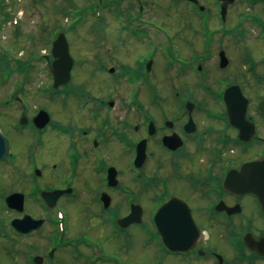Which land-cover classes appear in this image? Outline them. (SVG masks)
<instances>
[{
    "label": "flooded vegetation",
    "instance_id": "obj_1",
    "mask_svg": "<svg viewBox=\"0 0 264 264\" xmlns=\"http://www.w3.org/2000/svg\"><path fill=\"white\" fill-rule=\"evenodd\" d=\"M80 1L78 19L96 21L89 34L99 43L74 45L76 30L65 27L67 85L53 88L57 28L46 50L7 54L4 67L0 126L11 155L1 166L18 175L28 163L27 194L43 214L27 213L45 220L29 235L9 228L18 244L49 242L21 246L22 264H122L121 241L133 244L139 230L141 248L162 252L157 264L172 255L181 264H264V0ZM180 5L181 24L170 27L163 13ZM42 110L44 127L33 123ZM54 191L62 194L51 212L37 197ZM174 198L198 230L181 254L162 246L154 222ZM131 213L140 222L122 228Z\"/></svg>",
    "mask_w": 264,
    "mask_h": 264
},
{
    "label": "rangeland",
    "instance_id": "obj_2",
    "mask_svg": "<svg viewBox=\"0 0 264 264\" xmlns=\"http://www.w3.org/2000/svg\"><path fill=\"white\" fill-rule=\"evenodd\" d=\"M167 1L169 2V0ZM73 2L74 9L72 10V13L74 12V14L72 15V18L68 16V18H70L68 23H66V7L69 8V4L66 0H5L2 4L0 3V10L2 9V14L0 12V101L5 100V98L3 99V91L5 88L2 86V80L7 74L6 70H4V67L6 66L7 54L12 55V58L14 59L13 55L23 51V49L25 50L24 55L26 56V51H29L30 49L34 50L33 53H36L43 48H47L45 39L47 38L48 34H53L56 31L55 28H59L62 25L65 27L71 26L76 30L73 33L74 35L72 38V41L75 42L74 45L76 43L90 44L91 41L93 43H99L98 39H92L93 36H90L89 34L93 28V25L96 24V21L90 18L88 23L83 25L85 16L82 20L78 19L79 17L82 18L80 14H83V10L81 8L83 3L80 0H73ZM5 11L8 14V18L9 13L13 15V18H19L18 28H15V25L18 24H14L13 20L12 22L7 20V23H5ZM177 12L181 13V5L178 8L172 7L171 11L168 13H163L167 16V18L164 20L168 22L170 27L175 28L177 24H181V22H179V19H181V14L177 15ZM14 29H19L20 32L18 34H14ZM107 33L108 31L106 34ZM29 37H31V41L28 40ZM30 83L31 88L30 85L28 87L30 89V93L27 94L31 99L33 98L32 95H35L32 92L35 91L34 89L38 87V84L34 82V80H32ZM9 86L11 89L14 88L15 84L13 80H11ZM32 103L38 104L40 101H37L35 98ZM3 112L5 111L3 110ZM20 147L21 144L19 142H15L16 151H18ZM23 161L24 159L22 162ZM124 166L125 164H122L123 169ZM18 168L20 173L16 175L15 172H17V168H15V166H0V206L2 201L1 195H6L10 190L20 191L25 195L28 193L27 184L28 178H30V176L28 174L27 178H25L23 174H25V171L26 173H29L30 167H28L27 163L25 166L18 164ZM28 203V211L33 213V215L40 216L43 214L32 201H28ZM1 209L5 215L4 223L6 224L7 220L14 216V213L7 212V210H4L2 206ZM42 217L47 218V216ZM48 231L49 229H47V232ZM0 233H2L0 237V264H22L21 259L23 260V251H21V246L24 250L28 243L41 242L42 247H47L49 244V242L45 241V237L39 238V240L35 238L23 239L21 244H18L12 239V232L9 227H2ZM137 233H139L138 237L135 242H132L133 244H130V240L121 241V252L119 255L121 263L157 264V259L163 256L162 252L160 253L159 251H155V249L152 247L141 248L138 244V240L141 241L144 235L141 230L137 231ZM132 235L134 237L137 234L133 232ZM132 235L130 234L129 236ZM13 242L15 243L14 245ZM112 247L115 249L114 244H112L110 248ZM62 257L63 256H61V258ZM164 259H166L164 264H181V260L173 255ZM60 264H66V261L65 263L61 262Z\"/></svg>",
    "mask_w": 264,
    "mask_h": 264
},
{
    "label": "water",
    "instance_id": "obj_3",
    "mask_svg": "<svg viewBox=\"0 0 264 264\" xmlns=\"http://www.w3.org/2000/svg\"><path fill=\"white\" fill-rule=\"evenodd\" d=\"M54 53L59 58L54 66L55 87L66 84L69 80V65L66 63L68 54L67 41L64 34H60L55 41ZM37 124L45 125L49 122V115L46 112H41L34 120ZM9 141L0 132V162L7 158L9 154ZM142 162L141 159H139ZM257 165V164H256ZM264 167V159L260 162ZM60 195L59 192L47 193L45 197L48 202H55V199ZM9 207L23 211L24 196L22 194H13L7 198ZM138 220V219H137ZM135 221L133 213L122 221V226L125 227ZM192 218L189 210L183 206L179 207L178 202H170L161 207L155 216V223L159 234L163 238L164 246L172 253L181 252L185 249H190L193 246L196 238L192 229V234L189 236L188 229L192 227ZM43 221H35L32 218L26 217L24 220H15L12 225L20 233H29L32 230L42 226ZM187 237V238H186Z\"/></svg>",
    "mask_w": 264,
    "mask_h": 264
},
{
    "label": "bare ground",
    "instance_id": "obj_4",
    "mask_svg": "<svg viewBox=\"0 0 264 264\" xmlns=\"http://www.w3.org/2000/svg\"><path fill=\"white\" fill-rule=\"evenodd\" d=\"M4 172V171H3ZM3 172H2V174H3Z\"/></svg>",
    "mask_w": 264,
    "mask_h": 264
}]
</instances>
